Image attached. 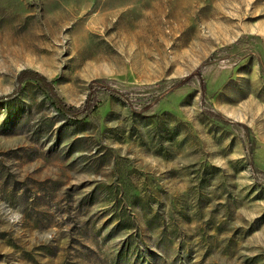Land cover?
<instances>
[{
	"label": "rangeland",
	"instance_id": "rangeland-1",
	"mask_svg": "<svg viewBox=\"0 0 264 264\" xmlns=\"http://www.w3.org/2000/svg\"><path fill=\"white\" fill-rule=\"evenodd\" d=\"M0 264H264V0H0Z\"/></svg>",
	"mask_w": 264,
	"mask_h": 264
},
{
	"label": "trees",
	"instance_id": "trees-1",
	"mask_svg": "<svg viewBox=\"0 0 264 264\" xmlns=\"http://www.w3.org/2000/svg\"><path fill=\"white\" fill-rule=\"evenodd\" d=\"M26 81H32L36 84H38L46 93L47 98L50 101L51 106L54 108V110L60 114L68 115V116H74L77 115L74 114L71 109L66 108L62 102L59 100L57 95L55 94L51 84L39 73L29 71V70H23L19 72L16 76V82L17 84H21Z\"/></svg>",
	"mask_w": 264,
	"mask_h": 264
}]
</instances>
